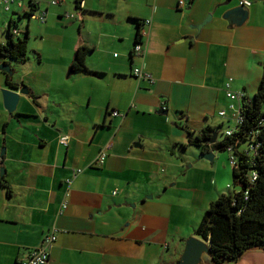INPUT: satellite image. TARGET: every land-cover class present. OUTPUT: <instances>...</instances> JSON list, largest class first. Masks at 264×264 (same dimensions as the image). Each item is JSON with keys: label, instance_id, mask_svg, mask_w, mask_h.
Masks as SVG:
<instances>
[{"label": "crops", "instance_id": "1", "mask_svg": "<svg viewBox=\"0 0 264 264\" xmlns=\"http://www.w3.org/2000/svg\"><path fill=\"white\" fill-rule=\"evenodd\" d=\"M19 1L21 8L13 6L5 21L0 16V43L7 40L6 24L18 20L19 37L26 32L36 51L24 62L0 59L10 69V75L0 69V264L26 257L53 226L47 264H177L185 241L200 240L194 229L221 193L214 182L218 170L226 174L228 168L207 150L219 166L206 172L198 166L201 177L195 173L192 185L183 186L176 180L179 152L169 156L168 141L182 145L187 131L233 128L224 84L247 98L257 89L264 0H250L242 21L226 15L239 0H183L182 6L178 0ZM24 11L43 14L44 22ZM207 16L197 33L194 27ZM145 19L140 61L130 52L135 22ZM48 36L54 43L43 58L37 41ZM78 47L90 50L85 65L101 76L68 74ZM138 66L152 84L131 75ZM7 81L27 89L11 112L3 104ZM113 110L121 116L110 115ZM64 134L65 147L57 141ZM74 169L81 171L72 177ZM66 179L67 208L58 216ZM169 188L177 191L175 199ZM198 264H211L208 253ZM222 264H264V251L248 250Z\"/></svg>", "mask_w": 264, "mask_h": 264}, {"label": "trees", "instance_id": "2", "mask_svg": "<svg viewBox=\"0 0 264 264\" xmlns=\"http://www.w3.org/2000/svg\"><path fill=\"white\" fill-rule=\"evenodd\" d=\"M80 3L79 0L76 1ZM31 11L35 10L32 2L28 3ZM78 6V5H77ZM24 16L29 13L24 12ZM141 20H136L140 26ZM11 25L15 22L10 21ZM7 40L0 43V59L24 62L28 59L27 33L14 37L10 30ZM138 41V33L134 43ZM86 47H78L69 66V74L86 73L101 76L102 73L89 71L85 65ZM38 60L37 53L34 54ZM9 87H15L10 81ZM239 124L229 135H223L213 144L207 141L217 128L205 127L197 133L186 132L188 146L205 147L206 150L225 151L232 154L234 164L231 167V185L236 191L220 194L203 213L194 229V235L208 242V256L211 264L235 262L244 252L252 249L264 251V63L262 76L251 98L244 97L239 104ZM245 144V147H240ZM0 187L4 181L0 179ZM229 188V187H228Z\"/></svg>", "mask_w": 264, "mask_h": 264}, {"label": "built area", "instance_id": "3", "mask_svg": "<svg viewBox=\"0 0 264 264\" xmlns=\"http://www.w3.org/2000/svg\"><path fill=\"white\" fill-rule=\"evenodd\" d=\"M59 2H60V0H51L50 4L55 5ZM183 4H184L183 0H178L179 6H182ZM238 4L244 8H248L251 5V1L250 0H239ZM13 6L15 8H17V10H18V8H21V2L19 0H0V8L4 12H11ZM29 9H30V7H29ZM28 17H29V19H35L38 22H44V15L43 14L34 15L33 13H29ZM70 17H71V15H70ZM149 23H150V21L148 19L141 20L140 26L137 27L138 41L136 43H133L132 51L130 52V58H132V59L136 58L140 61L143 60L144 54L146 53V33H147V29L149 27ZM10 32L14 37H19V34L21 35L20 30L18 29V27L16 25L10 26ZM131 75L136 80H146L150 84H152L154 82V79L149 74L142 71L140 66L133 67L131 69ZM224 94H225V97L230 102L228 104L227 108H228V110H231L233 112L234 126H235V125L239 124V122H240L238 110H239V104H240L241 99H243L245 97L244 93L242 91H232L229 88V82H226L224 84ZM110 115L121 116L120 113H118L117 111H114V110L110 112ZM218 115L221 117L225 116V111L220 110L218 112ZM234 126H233V128H234ZM233 128L227 129L224 132V135H229L232 132ZM57 141H58V144L60 146L65 147L67 145V142H68V136L65 134L60 135L58 137ZM104 150L105 149L101 150L95 159V163L98 165H101L103 160H104V157L106 155ZM228 153H229L228 162L232 166L234 164V158H233V156L229 150H228ZM80 171H81L80 169H74L72 171V177H75L77 174L80 173ZM69 184H70V179H66L64 181L65 186H64L63 197H62V200L60 202L59 208H58L57 213H56L58 216L62 215L67 208V200L66 199L68 197V189L67 188H68ZM56 232H57V228L54 226L51 227L49 232L46 235H44V237L42 238L40 246L29 250L26 254V257L18 260L15 264H47V260H48L47 250L50 247V245L54 242Z\"/></svg>", "mask_w": 264, "mask_h": 264}, {"label": "rangeland", "instance_id": "4", "mask_svg": "<svg viewBox=\"0 0 264 264\" xmlns=\"http://www.w3.org/2000/svg\"><path fill=\"white\" fill-rule=\"evenodd\" d=\"M2 9H0V16L1 14H4V21L6 20L5 18L7 17L8 13L6 12H2L1 11ZM10 13V12H9ZM12 19H16V16H12ZM4 21H2L0 19V30L2 31V27L4 25ZM15 21V20H14ZM16 22V21H15ZM18 25V29L20 30L21 29V25L19 24V21L16 23ZM0 31V32H1ZM5 32V31H4ZM3 33V31H2ZM38 44H40L41 46V51L43 53V58L46 55V53L49 52V47L52 45V43H54V39L52 36H48V38H46L45 40H41L40 42L37 41ZM36 44V41L31 38V39H28V43H27V50H28V54H31V51H36V48L34 47ZM224 132L223 130L219 129L218 130V136H217V139H221L222 136L224 135ZM240 147H245V144H241ZM176 150L177 152H179V154H177L176 158L179 160V163L182 164L183 166H181L180 164V169L178 171V173H176V180L177 182H181L183 183V186L184 185H192V180L193 178L195 177V173L197 174V176L201 177L200 173L199 172H196L195 170L197 169L198 166L200 167H204L203 168V172L207 171L209 166H213V167H218L219 166V163L218 161H214L213 162V165L211 162H208L206 160H203V159H199V155L201 152H207V150L205 149V147H194V146H188L187 149L186 148H182L181 145L179 144H174V146H172V144L168 141V155L170 156L171 153ZM175 153V152H174ZM214 153H217L218 156L220 158H223L224 159V162L222 160H220L221 164L224 163L225 166L228 168V171L226 174H221V170H218V177L214 178V182L215 184L217 185V187H219L221 189V193L220 194H229L231 193L233 190L236 191L237 188L236 187H233L231 185V165L229 164L228 162V157H229V153L228 152H225V151H214ZM213 153V155H214ZM185 159V165L182 161H184ZM201 162V164H200ZM228 163V165H227ZM168 171H169V168H168ZM202 173V171H201ZM202 175H204L202 173ZM207 176H208V181H210V178H211V173H207ZM200 182V180L198 181ZM168 185H170V182H168ZM207 186V184H205ZM208 187H211L210 183L208 184L207 188ZM229 187V188H228ZM168 194H170V197H173L175 199V194H177V191H175V189H168ZM204 256H207V255H204Z\"/></svg>", "mask_w": 264, "mask_h": 264}, {"label": "water", "instance_id": "5", "mask_svg": "<svg viewBox=\"0 0 264 264\" xmlns=\"http://www.w3.org/2000/svg\"><path fill=\"white\" fill-rule=\"evenodd\" d=\"M234 14L237 15L240 21H242L246 17V10L244 7L238 5V7L233 8L232 10L228 11L226 15ZM210 16H207L200 24L196 25L194 29L197 31V33L200 31V29L208 22ZM18 20L15 22L17 23ZM11 24L8 23L5 26V32H8L10 30ZM0 69L4 72H6L8 75H10V69L8 65L5 63L0 64ZM68 70V74H69ZM27 89L25 86H21V88H18V86L15 87H9L7 86L6 89L2 91L3 94V104L4 107L8 110V112H11L14 110L20 95H26ZM160 114H165L166 112L157 111ZM217 139V133H212L211 138L207 141L208 144H213ZM199 159L206 160L208 162H211L213 159V152H201ZM208 242L198 240L196 238H188L184 243V248L182 251V254L177 262V264H198L200 260V256L203 253H208Z\"/></svg>", "mask_w": 264, "mask_h": 264}]
</instances>
